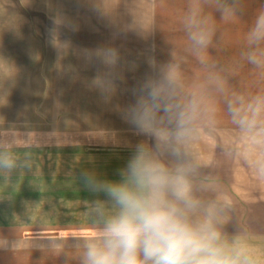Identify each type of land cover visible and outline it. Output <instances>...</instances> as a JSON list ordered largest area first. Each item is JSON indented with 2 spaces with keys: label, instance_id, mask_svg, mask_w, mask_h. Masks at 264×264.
I'll return each instance as SVG.
<instances>
[{
  "label": "clouds",
  "instance_id": "clouds-1",
  "mask_svg": "<svg viewBox=\"0 0 264 264\" xmlns=\"http://www.w3.org/2000/svg\"><path fill=\"white\" fill-rule=\"evenodd\" d=\"M204 4L221 7L219 0H194L184 19L197 55L213 35ZM222 11L226 19L235 14L227 0ZM61 27L78 26L62 13L53 17L50 42L64 55L70 44L58 41ZM246 39L250 62L264 64V8L257 11ZM86 56L104 66L92 86L110 98L116 80L123 78L118 48L105 45L86 50ZM148 62L154 65L153 59ZM182 87L174 65L146 75L134 89V103L123 112L144 139L117 169L118 178L87 169L81 173L80 182L92 195L84 204L90 231L74 237V251L65 253L75 264H264V235L234 225L231 192L205 171L210 162L195 145L207 108L195 95L183 97ZM17 164L14 152L0 151V173L7 176ZM258 175L264 179V166Z\"/></svg>",
  "mask_w": 264,
  "mask_h": 264
},
{
  "label": "crops",
  "instance_id": "crops-1",
  "mask_svg": "<svg viewBox=\"0 0 264 264\" xmlns=\"http://www.w3.org/2000/svg\"><path fill=\"white\" fill-rule=\"evenodd\" d=\"M50 2L0 0V151L18 157L10 174L0 173V264H40L57 253L65 255L74 249V237L90 231L85 215L82 225L57 223L61 183L57 180L55 47L50 42L49 12L25 11V4ZM130 2L155 5L150 17L155 20L160 5L194 0ZM143 79L129 76L127 87L113 94L112 106H107L111 110L107 120L112 122L75 128L80 139L75 141L74 153L79 154L83 168L76 178L86 169L118 178L117 169L144 139L123 118L124 110L135 101L137 80ZM209 132L200 126L195 145L210 162L205 171L220 188L231 192L236 202L234 225L264 235V179L258 175L264 166V140L206 138ZM79 190H83L84 214L85 200L92 195L84 187Z\"/></svg>",
  "mask_w": 264,
  "mask_h": 264
},
{
  "label": "rangeland",
  "instance_id": "rangeland-1",
  "mask_svg": "<svg viewBox=\"0 0 264 264\" xmlns=\"http://www.w3.org/2000/svg\"><path fill=\"white\" fill-rule=\"evenodd\" d=\"M224 3L225 0H219L221 7L204 4L213 35L211 44L199 55L194 52L184 27L191 2L162 4L155 20L150 18L154 16L155 5L130 0H51L48 4H25V11L49 12L50 31L58 13L78 26L77 30L59 29L58 41L70 44L66 54L61 55L55 47L57 176L61 177L57 178L61 183L57 187V223L83 224V190H79L83 186L76 178L83 168L79 154L74 153V147H78L75 141L80 139L75 128L103 123L111 115L107 106H112L113 95L105 99L92 86L104 66L98 60H89L86 50L105 45L118 48L123 78L116 80V92L127 87L124 83L129 76L143 79L151 71L156 74L165 66L174 65L182 82V96L195 95L207 108L208 115L200 125L210 130L206 138L264 140V64L250 62L251 50L246 39L257 11L264 8V0H227L235 9L228 19L223 15ZM95 5L102 7L106 15L98 12ZM149 59L154 60L152 67ZM66 174L72 177L62 178ZM40 264H75V261L57 253Z\"/></svg>",
  "mask_w": 264,
  "mask_h": 264
}]
</instances>
